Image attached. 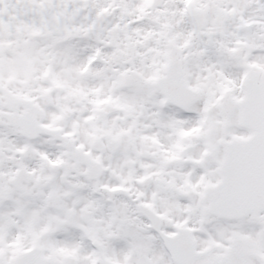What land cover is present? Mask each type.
<instances>
[{
	"label": "snow or ice",
	"instance_id": "snow-or-ice-1",
	"mask_svg": "<svg viewBox=\"0 0 264 264\" xmlns=\"http://www.w3.org/2000/svg\"><path fill=\"white\" fill-rule=\"evenodd\" d=\"M0 264H264V0H0Z\"/></svg>",
	"mask_w": 264,
	"mask_h": 264
}]
</instances>
